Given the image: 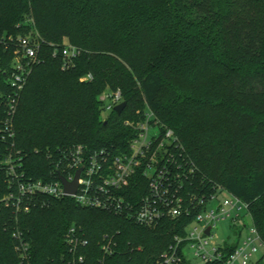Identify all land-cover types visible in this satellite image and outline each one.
<instances>
[{"label":"trees","instance_id":"1","mask_svg":"<svg viewBox=\"0 0 264 264\" xmlns=\"http://www.w3.org/2000/svg\"><path fill=\"white\" fill-rule=\"evenodd\" d=\"M33 30L38 61L10 113L14 42ZM1 36L14 41L0 46V133L10 119L28 177H56L55 162L76 145L120 154L134 134L126 122L152 112L178 135L177 156L196 166L187 189L237 195L264 239V0H0ZM67 42L82 53L64 68ZM107 90H120L127 106L104 119ZM7 146L0 140V161ZM45 200L28 213L0 208V264H71L65 235L74 226L90 240L85 264H100L106 234L118 245L106 264H155L182 229L139 225L71 197Z\"/></svg>","mask_w":264,"mask_h":264},{"label":"built area","instance_id":"2","mask_svg":"<svg viewBox=\"0 0 264 264\" xmlns=\"http://www.w3.org/2000/svg\"><path fill=\"white\" fill-rule=\"evenodd\" d=\"M14 37H0V46L9 47ZM15 57L9 83L13 91L4 100L10 113L16 111L21 93L32 73L42 40L37 30L15 40ZM59 50L55 49V53ZM64 68L73 65L82 51L72 44L61 47ZM83 79H92L88 74ZM100 99L104 110L112 111L123 101L120 90L105 91ZM134 134L127 150L112 155L100 149L76 145L64 152V158L54 164L56 177L51 180L28 177L24 159L15 148V129L10 119L0 133L9 153L0 161V208L12 207L16 213H28L33 206L48 199L73 198L81 206L101 208L125 215L137 224L153 227L166 220L182 229L158 256L155 264H264V239L254 224L249 204L222 186L210 194L191 192L186 185L196 172L195 164L187 157L179 158L174 151L178 145L176 132L160 119L126 122ZM82 169L75 193H67L61 176L73 181ZM136 189L143 194L137 198ZM145 189V191H144ZM138 192V191H137ZM227 195L218 198L219 194ZM251 219V222H248ZM220 221H227L229 231L220 240L214 230ZM209 229V231H207ZM16 249L30 260L29 242L20 231L14 232ZM235 236L233 243L230 239ZM65 241L69 246L70 263L85 264L82 250L90 240L78 227L70 228ZM115 236L106 234L101 242L100 264L117 251Z\"/></svg>","mask_w":264,"mask_h":264},{"label":"water","instance_id":"3","mask_svg":"<svg viewBox=\"0 0 264 264\" xmlns=\"http://www.w3.org/2000/svg\"><path fill=\"white\" fill-rule=\"evenodd\" d=\"M126 106H127V101L123 100L121 103L116 105L115 110L118 114H121L124 111V109L126 108ZM81 171H82V169H80L77 172L76 177L73 181H68L65 177L61 176V180L64 184L65 191L67 193H75L77 191L78 179L80 178ZM207 231H209V229Z\"/></svg>","mask_w":264,"mask_h":264},{"label":"rangeland","instance_id":"4","mask_svg":"<svg viewBox=\"0 0 264 264\" xmlns=\"http://www.w3.org/2000/svg\"><path fill=\"white\" fill-rule=\"evenodd\" d=\"M110 114V111H107V110H104L103 113H102V117L105 119L107 118V116ZM227 193L226 192H223L221 194H219V197L218 198H222L224 196H226ZM248 222H251V219H248ZM220 236V240H223L224 239V236L225 234L227 233V231H229V226H228V223L227 221H220L218 224H217V227L214 229ZM235 240V236H233L231 239H230V243H233Z\"/></svg>","mask_w":264,"mask_h":264}]
</instances>
